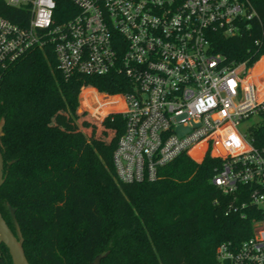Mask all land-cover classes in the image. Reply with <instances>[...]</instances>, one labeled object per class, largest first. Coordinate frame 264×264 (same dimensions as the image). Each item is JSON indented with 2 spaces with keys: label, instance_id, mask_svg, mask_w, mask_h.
I'll list each match as a JSON object with an SVG mask.
<instances>
[{
  "label": "trees",
  "instance_id": "trees-1",
  "mask_svg": "<svg viewBox=\"0 0 264 264\" xmlns=\"http://www.w3.org/2000/svg\"><path fill=\"white\" fill-rule=\"evenodd\" d=\"M56 5L63 13L70 3ZM258 9L261 29L234 37L214 32L213 52L249 65L263 54L264 0ZM0 15L19 24L29 18L24 8L4 0ZM257 37L259 45L253 43ZM81 85L107 94L130 88L116 72L65 79L50 45L28 50L0 79V213L16 235L14 208L29 264H90L106 251L100 264H217L220 243L237 245L252 235L255 207L225 214L232 200L239 205L246 196L224 194L212 182L219 157L206 154L196 161L182 153L159 166L155 180L120 182L112 155L124 118L78 112ZM81 97L94 114L111 108L93 88H84ZM0 264H12L1 242Z\"/></svg>",
  "mask_w": 264,
  "mask_h": 264
},
{
  "label": "built area",
  "instance_id": "built-area-1",
  "mask_svg": "<svg viewBox=\"0 0 264 264\" xmlns=\"http://www.w3.org/2000/svg\"><path fill=\"white\" fill-rule=\"evenodd\" d=\"M67 1L58 13L56 0H4L29 18L19 24L0 15V79L28 50L46 45L65 79L125 76L130 88L120 93L80 87L111 101L103 115L88 106L93 117L124 118L112 155L116 178L155 180L158 167L182 153L196 161L219 157L212 182L224 194L246 196L225 214L249 204L258 216L251 236L216 247L217 264H264V53L250 65L225 61L212 43L214 32L234 37L261 29V0Z\"/></svg>",
  "mask_w": 264,
  "mask_h": 264
},
{
  "label": "water",
  "instance_id": "water-1",
  "mask_svg": "<svg viewBox=\"0 0 264 264\" xmlns=\"http://www.w3.org/2000/svg\"><path fill=\"white\" fill-rule=\"evenodd\" d=\"M2 134V123H0V135ZM14 161V160H13ZM12 162V161H11ZM3 157L0 151V186L4 182V172H3ZM14 208L10 209L12 221L15 227L16 235L8 227L4 218L0 213V242L5 245L9 253L12 264H29L24 250H23V236L19 227V224L15 218ZM108 251L98 254L94 257L90 264H100L102 258L107 256Z\"/></svg>",
  "mask_w": 264,
  "mask_h": 264
},
{
  "label": "rangeland",
  "instance_id": "rangeland-1",
  "mask_svg": "<svg viewBox=\"0 0 264 264\" xmlns=\"http://www.w3.org/2000/svg\"><path fill=\"white\" fill-rule=\"evenodd\" d=\"M100 93V95L102 94L100 91H98ZM101 101H106V100H101ZM88 105V104H87ZM84 102V99L81 97V92L78 95V112H82L83 110H87V112L91 115L94 116L91 112H89L88 110V106H87ZM95 106H98V104L95 102L94 104ZM112 105H116V104H112ZM117 112V111H115ZM99 118H102V116H99Z\"/></svg>",
  "mask_w": 264,
  "mask_h": 264
}]
</instances>
